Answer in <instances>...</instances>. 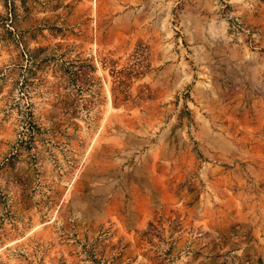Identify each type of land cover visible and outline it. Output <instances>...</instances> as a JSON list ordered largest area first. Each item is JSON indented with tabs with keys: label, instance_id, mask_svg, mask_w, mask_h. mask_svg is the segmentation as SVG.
<instances>
[{
	"label": "rangeland",
	"instance_id": "rangeland-1",
	"mask_svg": "<svg viewBox=\"0 0 264 264\" xmlns=\"http://www.w3.org/2000/svg\"><path fill=\"white\" fill-rule=\"evenodd\" d=\"M0 264H264V0H0Z\"/></svg>",
	"mask_w": 264,
	"mask_h": 264
}]
</instances>
